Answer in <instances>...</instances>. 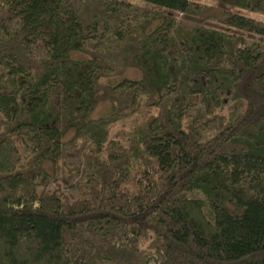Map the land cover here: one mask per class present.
Listing matches in <instances>:
<instances>
[{
  "label": "trees",
  "instance_id": "16d2710c",
  "mask_svg": "<svg viewBox=\"0 0 264 264\" xmlns=\"http://www.w3.org/2000/svg\"><path fill=\"white\" fill-rule=\"evenodd\" d=\"M212 1L264 17V0ZM203 7L0 0V264H264V44L181 34L163 14ZM221 24L264 36L238 13ZM129 67L140 78L117 79L91 119L100 81ZM226 91L238 112L214 110ZM140 102L153 112L126 144L106 141L99 120ZM73 128L94 149L69 199L39 174Z\"/></svg>",
  "mask_w": 264,
  "mask_h": 264
},
{
  "label": "rangeland",
  "instance_id": "374dc122",
  "mask_svg": "<svg viewBox=\"0 0 264 264\" xmlns=\"http://www.w3.org/2000/svg\"><path fill=\"white\" fill-rule=\"evenodd\" d=\"M189 1L199 3L204 6V10L197 16L163 12L167 17H173L175 19L177 23L176 28L181 34L188 33L195 27H201L234 33L242 36L244 41L248 43L264 44V36L254 34L246 35L245 33L226 28L221 24L224 13H238L261 21H264V17L245 10L231 9L222 3L212 0ZM122 76L133 80L140 78L141 75L136 67H129L118 76L100 81L103 87L99 92L101 102L93 108L91 119L96 120L97 116L100 118L99 115L105 108L103 104H105L108 89ZM216 97L218 98L219 104L214 106V110H218L225 115L239 111L241 102L232 99L227 91L217 93ZM197 106H200V104H197ZM152 112V107L143 106L142 102H140L134 106L130 113L124 115L119 114L113 119L103 117V119L99 120V123L102 124L101 128L103 129L106 141L125 145L131 129L146 119ZM93 149L94 144L86 134L76 132L75 128L65 129L63 139L60 142V150H58L55 157V164L50 161L40 162L39 187L47 191H58L69 197V199L77 198L81 191L80 182H85L90 177V162L86 161L84 155L89 154Z\"/></svg>",
  "mask_w": 264,
  "mask_h": 264
}]
</instances>
